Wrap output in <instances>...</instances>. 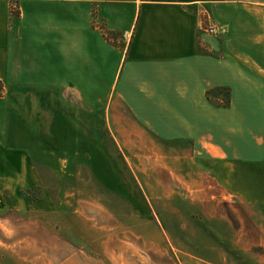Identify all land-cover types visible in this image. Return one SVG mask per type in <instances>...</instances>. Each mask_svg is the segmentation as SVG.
<instances>
[{
    "label": "crops",
    "instance_id": "crops-1",
    "mask_svg": "<svg viewBox=\"0 0 264 264\" xmlns=\"http://www.w3.org/2000/svg\"><path fill=\"white\" fill-rule=\"evenodd\" d=\"M0 85V184L89 110L189 139L206 163L264 164V0H0ZM222 88L227 106L208 96Z\"/></svg>",
    "mask_w": 264,
    "mask_h": 264
},
{
    "label": "rangeland",
    "instance_id": "rangeland-1",
    "mask_svg": "<svg viewBox=\"0 0 264 264\" xmlns=\"http://www.w3.org/2000/svg\"><path fill=\"white\" fill-rule=\"evenodd\" d=\"M109 117L71 121L46 139L55 157L0 184V264H264V164L206 163L189 139Z\"/></svg>",
    "mask_w": 264,
    "mask_h": 264
},
{
    "label": "built area",
    "instance_id": "built-area-1",
    "mask_svg": "<svg viewBox=\"0 0 264 264\" xmlns=\"http://www.w3.org/2000/svg\"><path fill=\"white\" fill-rule=\"evenodd\" d=\"M206 16V18L204 19V32L206 34H209L210 36L212 37H218L220 35H222L223 33H225V28L220 26V25H217L215 23H213L210 19V17L205 13L204 17ZM103 23H98V27L101 28V29H104L103 27ZM3 92V89L0 85V94H2Z\"/></svg>",
    "mask_w": 264,
    "mask_h": 264
},
{
    "label": "trees",
    "instance_id": "trees-1",
    "mask_svg": "<svg viewBox=\"0 0 264 264\" xmlns=\"http://www.w3.org/2000/svg\"><path fill=\"white\" fill-rule=\"evenodd\" d=\"M12 11H13V14H17V10H16L15 8H14ZM227 91H228V93H229V95H230V94H231L230 89H227ZM211 94H212V91H210V92L208 93V96L210 97ZM228 105H229V102H228Z\"/></svg>",
    "mask_w": 264,
    "mask_h": 264
}]
</instances>
